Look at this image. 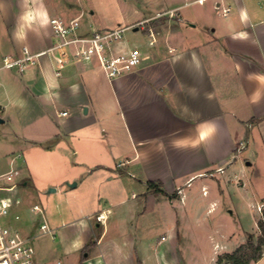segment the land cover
<instances>
[{"label": "crops", "instance_id": "obj_1", "mask_svg": "<svg viewBox=\"0 0 264 264\" xmlns=\"http://www.w3.org/2000/svg\"><path fill=\"white\" fill-rule=\"evenodd\" d=\"M171 8L141 64L114 78L91 62L57 74L53 54L0 68V123L21 154L0 157V179L17 169L52 197L18 230L47 224L38 264H217L258 229L240 214L264 201V0ZM50 18L45 0H0V58L53 45Z\"/></svg>", "mask_w": 264, "mask_h": 264}, {"label": "built area", "instance_id": "obj_2", "mask_svg": "<svg viewBox=\"0 0 264 264\" xmlns=\"http://www.w3.org/2000/svg\"><path fill=\"white\" fill-rule=\"evenodd\" d=\"M204 0H192V2L203 3ZM187 3V2H186ZM220 5V1L215 2ZM229 6L223 7L226 12ZM170 15L176 13V9L166 10ZM160 15V14H159ZM151 19H143L139 23L145 28L146 45L153 46L157 40L156 27L150 23ZM52 32L56 41L50 47L39 52H31L26 46H23L21 53L15 56H2L0 58V68H17L23 71L27 64H33L35 60L45 54H53L54 63L57 66L56 73L61 74L60 69L70 61L91 62L97 64L108 78L119 76L133 68L139 66L144 59L143 49L138 46H129L123 41V34L130 25L118 24L108 29H90L81 32L80 16L65 21L60 17L50 18ZM66 112H61L65 114ZM242 146L236 148V154L240 153ZM21 154L18 153L17 157ZM217 172H223L222 167L216 169ZM18 170L9 171L4 179H0V186H9L16 182L15 175ZM210 172L208 174H213ZM180 192V189H178ZM203 189V193H206ZM20 197L7 194L0 197V264H38L34 258V249L32 241L38 235H44L49 232L47 224L40 225L42 230L36 236L24 237L17 228L10 226L4 221L9 215L13 206L19 205ZM264 204H260V210ZM31 210H40L38 205H33ZM102 214L99 213L98 217ZM19 215H15L18 219Z\"/></svg>", "mask_w": 264, "mask_h": 264}, {"label": "rangeland", "instance_id": "obj_3", "mask_svg": "<svg viewBox=\"0 0 264 264\" xmlns=\"http://www.w3.org/2000/svg\"><path fill=\"white\" fill-rule=\"evenodd\" d=\"M178 1L179 0H45L51 17H60L65 21H69L71 18L80 16L81 25L84 27L85 31H88L92 28L104 29L114 25L117 22H120L119 24L130 25V29H127L123 34V41L129 46H138L140 49H144L146 46V37L144 34L145 28H142V26L145 24L142 25L139 22L145 18L152 17L150 23L152 24L153 22L156 24V28H160L161 26V29H163L167 20L171 19L170 16H176L175 12L173 15H170L169 12H166V10L172 9L171 7H174ZM172 22L174 24V21ZM80 31L84 32L82 29ZM8 133L9 131L7 129V125L0 123V157L4 159L10 158L17 154L19 147L16 144L9 143ZM33 148L35 147L24 149L21 152L24 159L27 158V167L30 169L31 164L28 163H30L29 158L30 155L32 156ZM5 155L6 157H4ZM21 164L22 160L17 159L14 163V168L21 166ZM59 172L63 171L60 170ZM248 173H251V170L248 169ZM16 176L17 173L15 175L16 182L14 181V183H11L9 186H0V197L7 194H12L14 198L16 196L20 197L21 202L19 205L14 206L10 210V215L4 218V221L7 220V224L13 225L25 235L28 234L30 230H33L37 222L35 221L37 219V214H34L32 210H29V207L33 202H36L40 206L46 204L51 205L52 197L51 194L48 195L46 193L47 188H45L44 185L41 187L37 184L38 180H35V184L33 186V181L30 179L29 183L27 182V186H24L22 182L25 178H19ZM48 176L50 175L41 174V177L43 178ZM200 182L201 181L199 178H195L190 189L197 190L199 188ZM22 189H27L30 192L22 191ZM263 200L264 198H262V201ZM228 204H224L222 209L224 217L230 215V213L226 211ZM260 204H264V201L258 203L256 206L254 205V209L252 211L248 205L245 206L244 204L243 207H241L240 215H242L244 220L258 222V220L262 218V209L264 206L263 205L259 210L258 206ZM16 214L19 215L18 219H14ZM235 215L236 213H234L232 216L235 217ZM249 234H251L255 240L260 234V230L259 228H256L255 231ZM37 237V239L33 240L31 243L34 249L35 259L40 252L42 255L44 247L46 250H48V245L44 246L46 244L45 242H51L49 235H38Z\"/></svg>", "mask_w": 264, "mask_h": 264}, {"label": "trees", "instance_id": "obj_4", "mask_svg": "<svg viewBox=\"0 0 264 264\" xmlns=\"http://www.w3.org/2000/svg\"><path fill=\"white\" fill-rule=\"evenodd\" d=\"M149 186L156 183L153 181L147 182ZM162 191L160 187H156ZM260 234L254 240L251 234H247L246 241L239 245L231 253H227L218 257L217 264H249L251 261L257 260L262 254V246L264 244V206L262 209V218L257 222Z\"/></svg>", "mask_w": 264, "mask_h": 264}, {"label": "clouds", "instance_id": "obj_5", "mask_svg": "<svg viewBox=\"0 0 264 264\" xmlns=\"http://www.w3.org/2000/svg\"><path fill=\"white\" fill-rule=\"evenodd\" d=\"M23 3L26 4L27 0H23ZM33 18V14L31 11L25 10L20 13V19L24 20L25 22L30 21ZM18 38L23 37V32H17L15 34Z\"/></svg>", "mask_w": 264, "mask_h": 264}, {"label": "water", "instance_id": "obj_6", "mask_svg": "<svg viewBox=\"0 0 264 264\" xmlns=\"http://www.w3.org/2000/svg\"><path fill=\"white\" fill-rule=\"evenodd\" d=\"M0 121H2V120H0Z\"/></svg>", "mask_w": 264, "mask_h": 264}]
</instances>
